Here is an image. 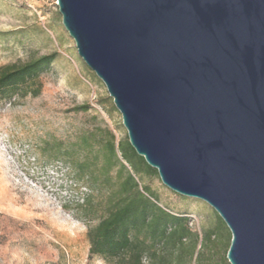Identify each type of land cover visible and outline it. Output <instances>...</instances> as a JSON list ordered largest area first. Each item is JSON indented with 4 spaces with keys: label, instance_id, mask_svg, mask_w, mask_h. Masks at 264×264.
Instances as JSON below:
<instances>
[{
    "label": "water",
    "instance_id": "95a60500",
    "mask_svg": "<svg viewBox=\"0 0 264 264\" xmlns=\"http://www.w3.org/2000/svg\"><path fill=\"white\" fill-rule=\"evenodd\" d=\"M137 154L264 264V0H57Z\"/></svg>",
    "mask_w": 264,
    "mask_h": 264
},
{
    "label": "rangeland",
    "instance_id": "374dc122",
    "mask_svg": "<svg viewBox=\"0 0 264 264\" xmlns=\"http://www.w3.org/2000/svg\"><path fill=\"white\" fill-rule=\"evenodd\" d=\"M53 52L51 65L0 93V264H109L90 257L87 233L117 186L119 164L104 169L112 136L120 161L133 171L119 150L129 141L121 112L79 55L57 0H0V68ZM136 179L193 232L164 264H231V232L216 225L213 207L174 192L158 173Z\"/></svg>",
    "mask_w": 264,
    "mask_h": 264
},
{
    "label": "trees",
    "instance_id": "16d2710c",
    "mask_svg": "<svg viewBox=\"0 0 264 264\" xmlns=\"http://www.w3.org/2000/svg\"><path fill=\"white\" fill-rule=\"evenodd\" d=\"M57 57L58 53L53 52L0 68V93L15 89L36 76ZM123 142H127L128 146L119 142V150L133 171L120 161L112 136L105 144L107 152L104 169L108 173L114 165L119 164L117 186L110 192L106 214L88 230L89 255L101 257L109 264H146L148 259V264L171 263L173 250L184 244L185 239L193 235V232L187 226L186 218L172 214L158 205L149 186L143 185V190L140 189L141 181L136 176L158 171L143 156L137 154L130 141ZM217 218V226L223 223L229 229L219 214ZM214 228L212 226L205 230V239L214 234ZM194 248L193 245L192 253ZM180 259L181 254L177 256V261Z\"/></svg>",
    "mask_w": 264,
    "mask_h": 264
}]
</instances>
